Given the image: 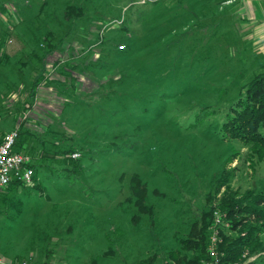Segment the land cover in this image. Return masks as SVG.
<instances>
[{"label":"rangeland","instance_id":"374dc122","mask_svg":"<svg viewBox=\"0 0 264 264\" xmlns=\"http://www.w3.org/2000/svg\"><path fill=\"white\" fill-rule=\"evenodd\" d=\"M254 1L244 11L229 0H17L20 20L55 21L39 36L19 31L67 60L55 57L44 81L29 57L44 86L16 98L36 101L37 120L0 121L29 129L35 147L32 182L0 188V247L15 262L177 264L174 250L195 256L180 240L203 219L208 246L216 230L215 247L238 236L216 187L227 178L232 191L264 192V159L225 127L264 75V0ZM256 234L227 264H264Z\"/></svg>","mask_w":264,"mask_h":264},{"label":"trees","instance_id":"16d2710c","mask_svg":"<svg viewBox=\"0 0 264 264\" xmlns=\"http://www.w3.org/2000/svg\"><path fill=\"white\" fill-rule=\"evenodd\" d=\"M66 20L70 21V17L65 14ZM52 39H49L51 41ZM41 78L31 83L29 95L31 99L36 94V88L39 85ZM42 81V80H41ZM239 96L240 106L233 116L225 122V127L228 131L235 133L236 136L250 143L253 157L264 159V133L261 128H264V75H257L248 84L243 87ZM29 108L32 104L27 101ZM29 129L20 128L19 135L16 140L15 149L23 152L33 151L34 145H28V140L25 142L26 132ZM227 178L221 179L216 189H220L225 185L220 207L226 210L228 215L232 216V223L237 230L238 236L230 239L228 242L217 246L218 261L210 255L208 250V224L206 219H203L202 229L196 224L190 233L191 236L181 238L180 243L183 249L192 250L195 256L188 258L185 254H181L179 249L174 250L172 257L177 264H227L228 262L239 261L248 246L254 244L256 233H261L264 230V192L255 193L252 189L246 190L244 193L232 191L231 186H227ZM25 184L21 181L13 180L6 187H14ZM219 191V190H218ZM214 207L210 209V219L214 218ZM243 216H239L241 214ZM239 216V217H238ZM238 217V218H237ZM257 222H253V221ZM251 222V223H250ZM233 226V227H234ZM181 249V248H180Z\"/></svg>","mask_w":264,"mask_h":264},{"label":"crops","instance_id":"0c3cea01","mask_svg":"<svg viewBox=\"0 0 264 264\" xmlns=\"http://www.w3.org/2000/svg\"><path fill=\"white\" fill-rule=\"evenodd\" d=\"M229 1H238L244 11L249 10V7L253 8L256 6L254 0ZM18 8L20 7L18 6L17 0H0V108H2L0 109V121L12 120L14 122H19L24 116L28 118V121L37 120L38 115L35 116L34 113L36 101L32 102L29 108L23 110L21 106L25 107L29 103L27 100L20 101L16 98L17 94H19L28 83L36 81L41 75L38 71L39 68L34 66V62H32L29 57L34 58L42 65L41 70H43L45 75L44 81L46 80V76L53 71L50 66H52L51 63L55 57H61V62H66L67 60L65 52L60 54L59 51L42 48L45 47L43 41H39L38 45H36L35 41L26 38L25 32H22V30L19 31L24 25H31L32 28L34 27L35 33L39 36L43 34L44 31L49 32L51 30L48 29L47 31V28L42 29V27L39 26L41 21H43V24H48L49 26L55 21L20 20V17H16V12L17 14L19 12ZM259 16L260 18L264 17L263 14H260ZM8 17L12 18V20H8ZM64 21L65 23L68 22V20ZM21 25L23 26L21 27ZM49 35H51V33H49ZM31 41L33 44L30 43ZM47 42L48 46H50V41L47 40ZM48 46L47 48H49ZM25 59H27V61ZM62 68L60 71L66 73L67 66L65 63ZM26 69L32 73L31 76L28 75V78L25 74ZM62 78H64V76ZM62 78L58 77L57 80L62 81ZM41 85L44 86L43 83L39 84L36 90L41 89ZM7 131L8 130L2 128L0 124V139ZM0 256L2 257L0 264H10L15 262L14 254H11L6 248L4 249L0 247Z\"/></svg>","mask_w":264,"mask_h":264},{"label":"built area","instance_id":"2783aa9c","mask_svg":"<svg viewBox=\"0 0 264 264\" xmlns=\"http://www.w3.org/2000/svg\"><path fill=\"white\" fill-rule=\"evenodd\" d=\"M122 48L123 46H119ZM20 125L14 126L11 130L5 132L0 139V188L6 187L11 181L17 180L25 184L32 182L34 176V168L31 164L30 156L23 152L15 149L16 140L19 135ZM78 153L74 152L72 155L75 157ZM217 222L219 223L218 212ZM218 241V231L216 230L210 238V244L208 250L210 255L218 261V252L215 244ZM0 261L2 257L0 256ZM10 264H31L28 260L22 259L19 262ZM49 264H57L50 262Z\"/></svg>","mask_w":264,"mask_h":264}]
</instances>
